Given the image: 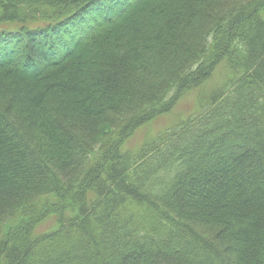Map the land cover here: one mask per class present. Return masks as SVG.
Returning <instances> with one entry per match:
<instances>
[{
    "label": "trees",
    "instance_id": "1",
    "mask_svg": "<svg viewBox=\"0 0 264 264\" xmlns=\"http://www.w3.org/2000/svg\"><path fill=\"white\" fill-rule=\"evenodd\" d=\"M74 1L0 0L53 13L0 31L39 70L0 69V264H264V0H139L87 38ZM63 24L85 40L60 55ZM220 66L197 115L124 149Z\"/></svg>",
    "mask_w": 264,
    "mask_h": 264
},
{
    "label": "rangeland",
    "instance_id": "2",
    "mask_svg": "<svg viewBox=\"0 0 264 264\" xmlns=\"http://www.w3.org/2000/svg\"><path fill=\"white\" fill-rule=\"evenodd\" d=\"M134 0H102L99 4L93 3L92 0H75L72 5L81 6L82 9L80 12L75 14V16L72 17V20H70V29L76 34H83L85 36L84 29L85 26H87L89 23L93 24L94 22H103L108 20V15L112 14L113 16L114 12L122 10V8L127 7V5L130 3L131 7L129 10H131L132 7L138 6L140 3L139 0H135L136 2L132 3ZM71 5V4H70ZM67 7V6H64ZM110 10V11H109ZM109 11V14L107 15V12ZM123 13V12H122ZM53 13L46 11L40 12L39 10H25L23 13L20 10H9V9H3L0 8V24L2 26L0 27H6L3 26L4 20L3 18H13L15 22H21L25 23L26 21L29 22V20H32L36 22L38 18L42 16V20L38 23H44L45 19L43 17H49L48 15H52ZM127 13H124L120 15L121 17H124ZM46 23V22H45ZM65 24H63L62 28H59L58 31H56L57 36L55 39H58L56 42V54H62L67 50V48H73L74 50L80 46L85 40V38H81V42L77 43L75 42L76 39H74L75 36H72L71 33L68 31V29L64 28ZM6 28H12L6 27ZM14 29V28H13ZM83 32V33H82ZM55 33V34H56ZM90 36V33L87 35ZM86 37V36H85ZM87 38V37H86ZM50 44L46 46V59L49 62V65H54L53 61L57 60V57H53V54L51 52V48L49 45H52L50 41H47ZM8 44L6 47L5 45ZM54 44V43H53ZM10 46V48H9ZM13 46H16L15 49ZM0 49L2 53V57L0 60V69L3 68H9L13 73L18 75L19 77L31 79L36 78L39 74V70L37 69L38 65L37 63H33L31 58L28 59L26 57V54L24 56L25 52H21L23 49L22 42L15 43L14 41H0ZM12 49H14L12 57L9 58L6 54L9 53ZM12 54V53H11ZM52 55V56H51ZM71 55V54H70ZM69 55V56H70ZM24 56V62H27L25 67L22 66V58ZM45 57V55H44ZM222 69L221 66L214 72V76L212 80H210L207 84L203 85L200 89L193 90L190 94L183 97L178 104L175 105V107L165 114H159L157 117L149 120L147 123L142 124L132 136H130L129 139H127V142L124 144V149H136L140 144H142L145 139L151 138L157 135V133L165 130L166 128L172 126L177 120L186 119L189 116L197 115L199 107H201L203 104H205L213 90V88H216L219 83L222 81ZM6 104H0V115L6 114ZM2 117V116H1ZM110 134V127L109 125L101 126L99 131V137L98 140H102L105 137ZM56 227H52L50 223L47 221L40 225L39 228H37L36 233H45V234H51L52 230H55Z\"/></svg>",
    "mask_w": 264,
    "mask_h": 264
},
{
    "label": "water",
    "instance_id": "3",
    "mask_svg": "<svg viewBox=\"0 0 264 264\" xmlns=\"http://www.w3.org/2000/svg\"><path fill=\"white\" fill-rule=\"evenodd\" d=\"M2 26V25H0ZM3 26H6V27H9L7 24L3 25ZM6 27H0V31H4V32H9V31H13V27L12 28H6Z\"/></svg>",
    "mask_w": 264,
    "mask_h": 264
}]
</instances>
